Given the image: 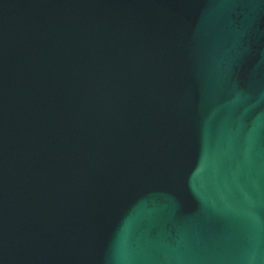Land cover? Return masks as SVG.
<instances>
[{
	"label": "water",
	"instance_id": "95a60500",
	"mask_svg": "<svg viewBox=\"0 0 264 264\" xmlns=\"http://www.w3.org/2000/svg\"><path fill=\"white\" fill-rule=\"evenodd\" d=\"M0 264H264V0H0Z\"/></svg>",
	"mask_w": 264,
	"mask_h": 264
}]
</instances>
